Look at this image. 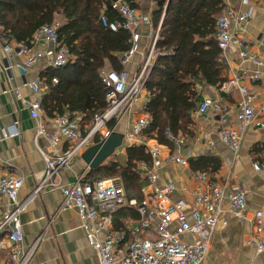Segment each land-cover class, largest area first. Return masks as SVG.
<instances>
[{"label":"built area","instance_id":"obj_1","mask_svg":"<svg viewBox=\"0 0 264 264\" xmlns=\"http://www.w3.org/2000/svg\"><path fill=\"white\" fill-rule=\"evenodd\" d=\"M242 1L245 3V0ZM221 2L228 8L216 20L215 38L221 55L236 49L242 62L261 66V60L245 51L243 40L239 37L245 31L249 13L235 12L230 8L229 0ZM110 7L119 19L109 21L101 14L99 23L103 28L113 32L118 30L129 32L131 45L120 59L121 64L125 65L134 55L141 52V35L138 29L149 25L150 19L124 0H111ZM60 26L61 22L56 17L52 23L42 25L35 31L33 35L35 42H41L46 47L44 51L36 54H30L31 48L27 45L13 47L11 41L0 31V40L4 44L2 50L6 57L15 55L26 58L22 64L16 65L21 71L39 60H43L47 68H63L70 62L71 55L67 47L60 42L58 34ZM157 36H154L137 75L130 77L124 69L121 72L110 70L101 73L102 82L107 88L105 94L107 109L94 116L87 132L81 130L78 122L68 114L56 115L47 123L40 101H23V107L31 119H42L36 128V137L43 138L50 149L49 153L38 149L44 161V169L40 183L30 197L43 189L59 190L62 196L61 209L76 211L86 242L95 252L97 264H202L209 250V236L220 225L221 217L228 213L242 219L246 211L244 190L234 187L226 192L224 189L212 187L208 183L206 173L193 176L195 189L190 203L183 198L172 200L170 195L174 187L170 183L160 187L157 183V170L166 162L180 165H185L186 162L180 157L170 156L161 159L156 148L149 150L150 164L141 162L137 165V170L146 180V187H149V190L142 189L145 198L139 203L128 199L123 187L115 179H100L89 183L83 182V175L72 184H62V170L68 167L75 157L82 154L93 138L106 129L111 121L128 113L137 102L149 68L156 58L154 46ZM10 68L9 65L3 67L8 85L11 80ZM259 80L258 71L242 70L240 75L232 77L221 86L227 94H232L236 90L240 95L235 103L236 127H225L228 111L218 100L204 97L195 111L196 114L209 111L219 116L222 126L217 128V138L235 156L240 149L244 130L255 120L253 95L242 83ZM51 83L56 84L57 79L52 78ZM28 87L34 94H40L42 92L40 78L37 77L28 83ZM12 90L8 87L4 93ZM16 97L20 96L16 94ZM148 123L147 116L137 117L129 126L127 140L136 144L138 138L140 139L146 131ZM17 125L18 122L14 121L12 133L4 128L0 129V142L18 135ZM109 131L107 129L104 136H107ZM166 137L175 144L179 142L175 141L169 132H166ZM61 143L70 145L68 150L57 151V146ZM210 145L213 146L212 143ZM253 168L259 170L256 164ZM22 185V177L0 175V235L5 236L10 245L7 250L11 264H32L37 243L27 249L22 248L23 235L19 215L24 202H19L17 198ZM3 199L6 201L5 204L2 202ZM127 208L135 209L139 216L138 220L128 229H115L113 214ZM188 210L191 221L186 214ZM251 223L252 241L259 253L264 251V209L254 213ZM0 247H4L3 242L0 243Z\"/></svg>","mask_w":264,"mask_h":264},{"label":"crops","instance_id":"obj_2","mask_svg":"<svg viewBox=\"0 0 264 264\" xmlns=\"http://www.w3.org/2000/svg\"><path fill=\"white\" fill-rule=\"evenodd\" d=\"M229 3L230 8L235 12L249 13L245 31L239 37L243 40L245 51L255 55L261 60L262 65L242 62L236 49H231L224 55H221L220 52L222 66L220 73L225 81L219 86L198 84L196 86L198 92L196 109L204 97L218 100L228 111L225 127H236L235 103L239 100L240 95L236 90L232 94H227L221 89V86L232 77L240 75L242 70L259 72V81L253 83L243 81L242 83L253 95L252 105L255 110V120L244 130L237 155H233L230 149L217 138V128L222 126L219 116L209 111L196 114V109L191 114L193 136L175 139L179 142L176 144L172 142V148L160 145L145 136L138 138L136 144H132L127 140V133L130 124L140 115H145L141 111L148 99L144 89L129 112L111 121L113 122L112 127H108L109 123L106 129L93 138L88 147L105 139V132L109 129V132L120 135L121 143L100 166L109 162L124 163L126 149L131 146L146 147L149 157V150L156 148L161 159L170 156L184 159L185 165L166 162L157 170L158 185L161 187L170 183L174 187V191L170 195L172 200L183 198L188 203L192 201L195 189L193 176L198 173H206L208 183L212 187L224 189L226 192L231 191L234 187L244 190L246 192L244 218L240 219L228 213L221 217L220 225L209 236V250L202 264H264V251L258 253L252 241L253 226L251 223L254 213L264 209V0H245V3L242 0H229ZM221 5L223 9L220 14L223 15L228 8L222 2ZM136 9L149 17L150 24L138 29V33L141 35V52L123 65V69L128 72L130 77L137 75L142 68L146 52L152 44L154 36L158 35L162 21L161 18L157 27H154L152 13L155 6L151 0H140L139 7ZM33 35L31 46H29L30 54L44 51L45 45L35 42ZM10 44L13 47L21 46L13 40ZM3 46L4 44L0 40V129L4 128L12 133L13 123L17 121L18 125L15 129L18 135L0 142V175L23 178V185L17 195L18 201L24 202L19 215L23 235L22 248L27 249L37 242L32 264H97L95 252L86 242L76 211L61 209L60 191L43 189L40 193L30 197L40 183L44 169V161L38 149L45 153H49L50 149L43 138L36 137V128L42 119H31L28 111L23 107V101H42V97L48 92V86L43 76L52 68H47L43 60H39L21 71L16 65L22 64L26 58L15 55L6 57L2 50ZM7 65L11 67L9 70L10 85L7 84L3 71V67ZM107 71L108 68L103 72ZM37 77L40 78L42 85L40 94H34L28 87V83ZM8 87L13 90L4 93ZM16 94L20 97H16ZM68 115L78 122L79 128L84 132H87L92 125L91 123L81 128L82 117ZM49 119L51 118L44 114V120L47 123ZM69 146L67 143H61L57 146V151H66ZM150 163L151 158L146 164ZM254 164L258 165V171L253 168ZM90 170L92 169H89L82 161L80 154L70 162L68 167L62 170L61 182L63 185L72 184L83 175L84 179ZM137 173L141 180L142 201L145 198L142 189L149 190V187H146V180L138 170ZM114 179L122 186L118 178ZM128 199L137 202L134 198L128 197ZM2 202L5 204L6 201L3 199ZM186 214L189 217L190 210ZM138 218L139 216L133 208L119 210L113 214L114 228L117 230L128 229L135 225ZM189 220L191 221L190 217ZM182 238L186 241L184 237ZM1 242L4 243V247H0V264H11L10 254L7 250L10 245L3 235H0Z\"/></svg>","mask_w":264,"mask_h":264},{"label":"trees","instance_id":"obj_3","mask_svg":"<svg viewBox=\"0 0 264 264\" xmlns=\"http://www.w3.org/2000/svg\"><path fill=\"white\" fill-rule=\"evenodd\" d=\"M124 1L139 7L140 0ZM151 1L155 6L154 27L162 21L154 46L156 58L143 86L148 99L141 111L149 123L142 136L172 148L166 132L173 139L193 136L196 86H219L225 81L215 38L216 20L223 7L220 0ZM110 5L111 0H0V31L19 45L31 46L33 33L55 17L61 22L59 39L72 59L43 76L48 92L41 104L48 118L65 113L80 115L82 128L107 109V88L101 72L106 68L121 72L120 59L131 45L128 31L113 32L99 23L101 14L109 21L119 19ZM52 78L57 79L56 84L51 83ZM149 161L146 147L131 146L126 149L124 163L109 162L92 169L83 182L118 178L126 195L140 202L141 180L136 165Z\"/></svg>","mask_w":264,"mask_h":264},{"label":"water","instance_id":"obj_4","mask_svg":"<svg viewBox=\"0 0 264 264\" xmlns=\"http://www.w3.org/2000/svg\"><path fill=\"white\" fill-rule=\"evenodd\" d=\"M120 143V135L118 133L110 132L105 139L95 145L89 146L81 154V159L89 169H95L113 154L115 149L119 147Z\"/></svg>","mask_w":264,"mask_h":264}]
</instances>
